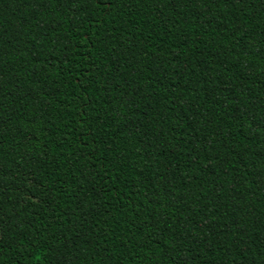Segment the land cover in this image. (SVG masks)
Listing matches in <instances>:
<instances>
[{"label": "trees", "instance_id": "1", "mask_svg": "<svg viewBox=\"0 0 264 264\" xmlns=\"http://www.w3.org/2000/svg\"><path fill=\"white\" fill-rule=\"evenodd\" d=\"M0 264H264V0H0Z\"/></svg>", "mask_w": 264, "mask_h": 264}]
</instances>
